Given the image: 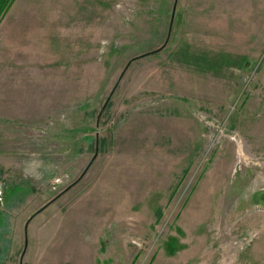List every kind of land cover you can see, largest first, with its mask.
I'll list each match as a JSON object with an SVG mask.
<instances>
[{"label": "rangeland", "instance_id": "374dc122", "mask_svg": "<svg viewBox=\"0 0 264 264\" xmlns=\"http://www.w3.org/2000/svg\"><path fill=\"white\" fill-rule=\"evenodd\" d=\"M174 2L0 6V264H264V0Z\"/></svg>", "mask_w": 264, "mask_h": 264}, {"label": "water", "instance_id": "95a60500", "mask_svg": "<svg viewBox=\"0 0 264 264\" xmlns=\"http://www.w3.org/2000/svg\"><path fill=\"white\" fill-rule=\"evenodd\" d=\"M176 6H177V0H175L174 5H173V15H174V12H175V10H176ZM170 31H171V27H170V29H169V33H168L167 39L169 38ZM167 39H166V41H167ZM143 55H144V54H143Z\"/></svg>", "mask_w": 264, "mask_h": 264}, {"label": "trees", "instance_id": "16d2710c", "mask_svg": "<svg viewBox=\"0 0 264 264\" xmlns=\"http://www.w3.org/2000/svg\"><path fill=\"white\" fill-rule=\"evenodd\" d=\"M4 1L6 2L7 0H2V2L0 3V6L4 3Z\"/></svg>", "mask_w": 264, "mask_h": 264}]
</instances>
